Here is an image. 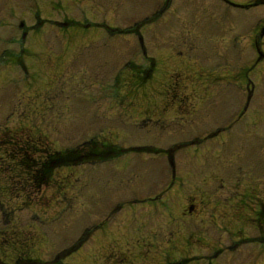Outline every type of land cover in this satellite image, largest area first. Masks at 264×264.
Listing matches in <instances>:
<instances>
[{
	"label": "rangeland",
	"instance_id": "374dc122",
	"mask_svg": "<svg viewBox=\"0 0 264 264\" xmlns=\"http://www.w3.org/2000/svg\"><path fill=\"white\" fill-rule=\"evenodd\" d=\"M161 1L0 0V264L30 257L42 264H264L258 225L243 218L224 230L218 199L209 195H219L211 188L219 171L205 173L218 164L201 160L206 143L196 159L197 144L176 151L182 187L173 185L155 205L148 200L169 181L167 158L150 148L184 140L171 134L173 101L191 104L180 120L193 125L200 85L209 96L219 92L212 77L223 80L207 120L227 104L228 113L234 101L241 105L252 85L251 113L237 138L223 140L229 154L257 153L264 59L253 65L252 37L264 25V4L169 0L160 14ZM190 22L196 28L188 33ZM259 42L264 53V32ZM231 83L242 92L225 86ZM149 107L158 112L155 126L139 122ZM91 137L140 148L102 162L53 165L46 180H30L47 152L79 153ZM237 227L248 238L227 249Z\"/></svg>",
	"mask_w": 264,
	"mask_h": 264
},
{
	"label": "flooded vegetation",
	"instance_id": "af4514ba",
	"mask_svg": "<svg viewBox=\"0 0 264 264\" xmlns=\"http://www.w3.org/2000/svg\"><path fill=\"white\" fill-rule=\"evenodd\" d=\"M169 0L164 2V0L161 1V4L158 9V13L162 14L163 11L166 8V5ZM222 1V0H220ZM195 23L190 22L186 24L187 32L189 33V30L195 29ZM203 29V28H202ZM204 30V29H203ZM202 30V31H203ZM254 49L256 50V42L257 38L252 37ZM260 43V42H259ZM258 43V44H259ZM183 54L182 51L178 53ZM185 56H187L186 53H184ZM197 54V53H196ZM201 54V53H199ZM257 59V57H256ZM254 60V64L257 60ZM261 59H264L261 58ZM260 59V60H261ZM258 63V61L256 62ZM253 65L251 67H253ZM242 70V69H241ZM209 76V75H208ZM207 76V78H208ZM212 80H214L213 86H218L219 92L214 95H207V90L204 88L205 85H200L202 90V95L198 99V108L199 112L195 113L196 121L193 125H187L181 123V118L183 117V114H186V112H189L191 108V104L189 106V103H187L185 100L177 99L173 101L174 109L177 114L175 115L173 124L172 125V136L174 139H184L178 142L172 143L169 147H166L165 149H154L153 147L150 148L151 151L156 152V154H160V156H165L168 161V170H169V181L166 188L162 191H158L151 197H149L150 203L155 205L158 200L162 197L165 191L171 189L173 185H177L176 188L179 186L182 187V179L183 176L181 174H177L176 169V163L173 159V155L176 151H181V149L186 148L190 149V145L197 144V148L195 147L193 149V154L196 157V153L198 151H201L204 147V143H206V150L203 151L204 153L201 154V160L202 163H204V160L207 162L208 159H212V162L217 163L218 165L215 166L217 168L212 169V163H210L207 167L208 170H206L207 173H211L214 170L219 171V173L214 174V179L211 181V184L214 185L215 182H219L217 187H213L214 190L219 191V195L216 196L213 194L212 191H209L210 197H214L215 199H218L214 201V204H219L220 206V216L224 220V230L229 231L230 226L232 224H235L240 219L246 218L247 220H250L255 226L258 225L256 228L259 232L258 235V241L259 244L264 247V228L260 229L259 225L264 224V154L262 153V146H264V138L257 141L258 147H251L254 151L257 153L255 156H253L251 153H247L246 150H235L231 155L226 152L227 143L224 144V137L226 136L228 139H235L236 136V129H239L241 126L240 123H245V120L243 118L244 114L251 113V95H252V85L247 84L246 85V98L243 100L241 99V105L240 101H234L236 105H234V111L228 113L229 104L226 105V109L224 110V113L221 117H218L217 119H211L207 120L208 116L211 115L212 110L217 107V100L220 94V88L222 87L221 80H223L222 76L218 75L217 77H212ZM212 85V84H211ZM225 84V86L229 87L233 91H240L242 92L243 85L241 83H231ZM224 86V85H223ZM179 87V85H178ZM240 88V90H239ZM187 103V104H186ZM232 103V102H231ZM152 108V107H151ZM150 107L145 109V113L148 114L147 116H144L142 119L139 120L140 123L143 125L147 124L149 121L153 123H156V121H159V118L153 119L151 114L157 113V111L153 110V112H149ZM185 110V111H184ZM161 112V111H160ZM164 113V112H163ZM181 113V115H180ZM255 114V112H254ZM150 115V116H149ZM243 119V120H241ZM134 124V123H133ZM250 124H254V122H251ZM183 125L185 126L183 128ZM225 137V138H226ZM256 139V138H252ZM208 143V144H207ZM248 144V143H247ZM84 145V146H83ZM79 148V153L76 149V154L84 156L86 154H92L95 155L97 158H95L93 161H107L119 157L123 155L124 153H119L120 150H123V148L118 147V145H113L111 143H105L94 140L93 137L85 141V144H83ZM250 145V143L248 144ZM140 147H129L128 149L131 150H139ZM68 148H63L60 150H54L53 153H58L61 151H64ZM148 151H150L149 148H147ZM185 149V150H186ZM215 150L218 151L217 154H214V158L212 157V152H215ZM207 152V153H206ZM239 152L241 154H239ZM52 153V152H47ZM229 157H228V156ZM200 158V157H199ZM85 160V159H84ZM83 161V160H82ZM81 161V162H82ZM213 163V164H214ZM80 164L78 161L73 165L77 166ZM58 166V165H57ZM72 166V165H70ZM83 166V164L81 165ZM166 168V171H168ZM200 171V170H199ZM154 175V174H153ZM156 175V174H155ZM157 177V175H156ZM212 195V196H211ZM192 199H194L193 196H191ZM119 207H114L115 209ZM167 208H169V205H166ZM193 205H189L188 207V213L192 210ZM185 214V212H183ZM264 227V226H263ZM229 228V229H228ZM235 235L237 236V240L235 239L234 242H232L229 246H226L227 249H235L233 246L237 244V242H240V240H244L245 238H248L247 236L244 237L242 235V229L237 227L234 231ZM262 234V235H260ZM79 240H77L72 246L78 245ZM61 253H58L55 256V259L57 262L58 257Z\"/></svg>",
	"mask_w": 264,
	"mask_h": 264
},
{
	"label": "trees",
	"instance_id": "16d2710c",
	"mask_svg": "<svg viewBox=\"0 0 264 264\" xmlns=\"http://www.w3.org/2000/svg\"><path fill=\"white\" fill-rule=\"evenodd\" d=\"M26 152V151H25ZM27 153V152H26ZM25 154V153H23ZM97 158L95 155L92 154H86L84 156L77 155L76 151L73 149H67L58 153H46V156L44 157V160L40 162L36 166V169L33 170V173L31 174L30 180L34 183L36 182H42L44 179L46 180L48 177V174L51 170V167L57 166V165H71L76 163L77 161L82 160H94ZM22 163L27 164V161H22ZM54 165V166H53ZM24 262H31L34 264H38L40 261L38 259H23V261L20 262V259L16 260L14 264H22Z\"/></svg>",
	"mask_w": 264,
	"mask_h": 264
},
{
	"label": "water",
	"instance_id": "95a60500",
	"mask_svg": "<svg viewBox=\"0 0 264 264\" xmlns=\"http://www.w3.org/2000/svg\"><path fill=\"white\" fill-rule=\"evenodd\" d=\"M255 3L264 4V0H256ZM263 30V29H262ZM260 56H262V53L259 51Z\"/></svg>",
	"mask_w": 264,
	"mask_h": 264
}]
</instances>
